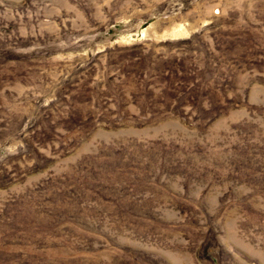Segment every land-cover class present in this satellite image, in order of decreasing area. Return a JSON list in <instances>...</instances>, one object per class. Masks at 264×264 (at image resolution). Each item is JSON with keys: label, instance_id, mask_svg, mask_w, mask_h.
<instances>
[{"label": "rangeland", "instance_id": "rangeland-1", "mask_svg": "<svg viewBox=\"0 0 264 264\" xmlns=\"http://www.w3.org/2000/svg\"><path fill=\"white\" fill-rule=\"evenodd\" d=\"M0 264H264V0H0Z\"/></svg>", "mask_w": 264, "mask_h": 264}]
</instances>
